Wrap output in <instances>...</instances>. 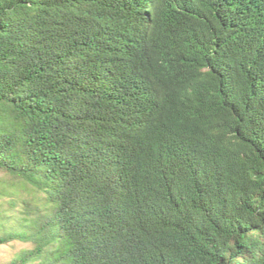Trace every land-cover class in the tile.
<instances>
[{"label":"trees","instance_id":"obj_1","mask_svg":"<svg viewBox=\"0 0 264 264\" xmlns=\"http://www.w3.org/2000/svg\"><path fill=\"white\" fill-rule=\"evenodd\" d=\"M0 172L9 264H264V0H0Z\"/></svg>","mask_w":264,"mask_h":264},{"label":"rangeland","instance_id":"obj_2","mask_svg":"<svg viewBox=\"0 0 264 264\" xmlns=\"http://www.w3.org/2000/svg\"><path fill=\"white\" fill-rule=\"evenodd\" d=\"M0 184L4 185L5 188L16 186V188H21V181H17V179L11 177L10 175L0 172ZM22 192V191H21ZM27 192L24 191L23 194H26ZM8 197H0V212L2 209H6V206L8 205L6 200ZM16 222V219H11L10 224H13ZM9 224V225H10ZM32 244L30 242H24L21 240H13L9 243L0 245V264H9L10 261L22 250L25 248L31 247Z\"/></svg>","mask_w":264,"mask_h":264}]
</instances>
